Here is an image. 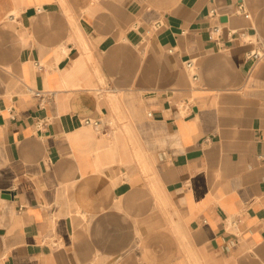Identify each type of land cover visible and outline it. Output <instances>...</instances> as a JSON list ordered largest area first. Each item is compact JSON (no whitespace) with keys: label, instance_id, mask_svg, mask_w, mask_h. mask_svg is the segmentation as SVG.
<instances>
[{"label":"crops","instance_id":"obj_1","mask_svg":"<svg viewBox=\"0 0 264 264\" xmlns=\"http://www.w3.org/2000/svg\"><path fill=\"white\" fill-rule=\"evenodd\" d=\"M186 263L264 264V0H0V264Z\"/></svg>","mask_w":264,"mask_h":264},{"label":"built area","instance_id":"obj_2","mask_svg":"<svg viewBox=\"0 0 264 264\" xmlns=\"http://www.w3.org/2000/svg\"><path fill=\"white\" fill-rule=\"evenodd\" d=\"M215 29H218V25L215 26ZM251 55L258 58V57H261L263 55V52L255 50V51L251 52ZM38 64H40V63H38ZM186 65L189 68V70L191 71L193 78L197 79L198 78V72H197L196 62L193 59H188V60H186ZM85 122L92 124L93 126L101 129L100 120L87 118V119H85Z\"/></svg>","mask_w":264,"mask_h":264},{"label":"bare ground","instance_id":"obj_3","mask_svg":"<svg viewBox=\"0 0 264 264\" xmlns=\"http://www.w3.org/2000/svg\"><path fill=\"white\" fill-rule=\"evenodd\" d=\"M112 13V12H111ZM187 264V263H186Z\"/></svg>","mask_w":264,"mask_h":264}]
</instances>
